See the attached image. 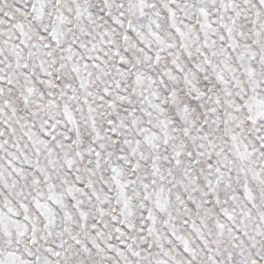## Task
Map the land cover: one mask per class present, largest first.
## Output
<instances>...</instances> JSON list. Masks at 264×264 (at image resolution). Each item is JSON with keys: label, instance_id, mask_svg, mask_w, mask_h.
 Masks as SVG:
<instances>
[{"label": "snow or ice", "instance_id": "snow-or-ice-1", "mask_svg": "<svg viewBox=\"0 0 264 264\" xmlns=\"http://www.w3.org/2000/svg\"><path fill=\"white\" fill-rule=\"evenodd\" d=\"M0 264H264V0H0Z\"/></svg>", "mask_w": 264, "mask_h": 264}]
</instances>
